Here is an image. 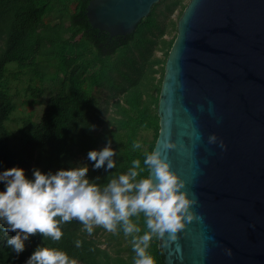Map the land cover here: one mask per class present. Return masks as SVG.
<instances>
[{
	"label": "trees",
	"instance_id": "1",
	"mask_svg": "<svg viewBox=\"0 0 264 264\" xmlns=\"http://www.w3.org/2000/svg\"><path fill=\"white\" fill-rule=\"evenodd\" d=\"M88 2L0 0V172L19 167L33 179L34 169L55 174L75 167L74 159L82 156L90 181L103 187L125 174L133 160L139 159L144 167L145 153L152 152L159 131L157 103L164 63L176 35L166 37L176 21L166 23L158 16L168 18L177 12L178 19L188 0L153 4L135 30L114 45L110 43L115 37L109 38L106 31L89 23L85 14ZM159 5L163 8L157 12ZM156 48L163 51L162 57L154 55ZM45 82L59 86L36 118L23 106L40 103ZM96 88L106 90L105 110L111 107L107 121L95 119L100 112ZM143 129L152 131L150 140L140 135ZM109 141L117 152L116 168L94 170L88 152L102 150ZM137 141L142 147L134 150ZM147 174L145 170L141 176ZM4 190L0 182V191ZM139 225L143 230V217ZM4 227L0 222V264H26L38 246L65 251L81 264H134L131 238L123 232L100 240L99 228L89 236L73 220L61 226L64 235L60 241L31 236L24 252L17 255L7 245L16 233L5 232ZM77 240L82 247L75 246ZM124 240L127 246H122ZM103 243L115 244V248L102 247ZM148 251L156 264H165L158 238Z\"/></svg>",
	"mask_w": 264,
	"mask_h": 264
},
{
	"label": "water",
	"instance_id": "2",
	"mask_svg": "<svg viewBox=\"0 0 264 264\" xmlns=\"http://www.w3.org/2000/svg\"><path fill=\"white\" fill-rule=\"evenodd\" d=\"M157 2L89 0L85 14L92 27L126 36ZM157 115L152 151L176 145L166 158L198 200L176 241L158 238L164 263L264 264V0H188Z\"/></svg>",
	"mask_w": 264,
	"mask_h": 264
},
{
	"label": "clouds",
	"instance_id": "3",
	"mask_svg": "<svg viewBox=\"0 0 264 264\" xmlns=\"http://www.w3.org/2000/svg\"><path fill=\"white\" fill-rule=\"evenodd\" d=\"M216 141L215 135L209 137L210 144ZM132 147L135 150L142 145L137 141ZM220 147L226 148L222 140ZM175 148V144L164 142L162 148L145 153L144 167L139 159L133 160L125 174L110 179L103 187L90 181L87 165L61 169L55 174L34 169L33 179L27 178L25 170L19 167L0 172V182L5 185V190L0 191V222L5 225V232L16 233L7 240V245L19 255L31 236L41 235L58 242L64 235L61 226L76 220L89 236L96 228L113 235L123 232L131 238L134 264H156L148 251L153 239L167 236L176 241L186 222L193 221L192 209L198 204L194 193L189 196L187 182L171 169L166 158V150ZM115 156L111 141L102 150L87 154L94 162V170L105 168V171L116 168ZM145 170L148 174L142 177ZM141 217L143 230L139 225ZM75 246L82 247V241L77 240ZM226 252L232 255L230 250ZM26 264L78 262L65 251L38 246Z\"/></svg>",
	"mask_w": 264,
	"mask_h": 264
},
{
	"label": "rangeland",
	"instance_id": "4",
	"mask_svg": "<svg viewBox=\"0 0 264 264\" xmlns=\"http://www.w3.org/2000/svg\"><path fill=\"white\" fill-rule=\"evenodd\" d=\"M159 2H160V0H159ZM159 2H157V3H159ZM162 8H163V6L159 5L157 7L156 11L158 12ZM176 13L177 12L172 13L168 18H164L163 15H159L158 19L159 20H164L166 23L169 22L170 19H173V20L177 21ZM46 19L47 20H52L51 17H47ZM175 33H176V27L170 25V27L167 30L166 37L169 38L172 35H174ZM153 53H154L155 56H158V57H162L163 56V51L158 49V48L154 49ZM112 57H114V55H112ZM58 86L59 85L57 83L45 82L44 83V94L41 97L40 103L23 106L24 110L26 112H29V113H34L36 118H38L41 115L42 111H43V108L45 106V103H46L47 99L49 98V96L51 94H53L56 91ZM94 95L99 99V104H100V112L98 113V117H95V119L100 118V119H104L105 121H107L108 116L111 114V107H110V105H108V111L105 110V107L107 106L106 105V101H105L106 90L102 89V88H96L94 90ZM19 108L21 109L22 106L19 105ZM96 127H98V126H96ZM140 135L144 139L150 140L152 138V131L151 130H147V129H143V130L140 131ZM74 165H75V167L84 166V165H86V160L84 159V157L78 156V157H76L74 159ZM109 234H110L109 232L105 231L102 228H99V231H98V234H97V238H99L100 240H104L106 237H109ZM127 245H128L127 241L124 240V242L122 243V246H127ZM101 246L102 247H107L110 250L115 248V244L107 245L106 243H103V244H101ZM124 253H126V251H124ZM78 264H81V263L78 262Z\"/></svg>",
	"mask_w": 264,
	"mask_h": 264
},
{
	"label": "flooded vegetation",
	"instance_id": "5",
	"mask_svg": "<svg viewBox=\"0 0 264 264\" xmlns=\"http://www.w3.org/2000/svg\"><path fill=\"white\" fill-rule=\"evenodd\" d=\"M111 37H115L113 40H112V42L110 43L111 45H114L115 44V42H120L121 41V39H123L125 36H123V38L121 37V36H109V38H111Z\"/></svg>",
	"mask_w": 264,
	"mask_h": 264
}]
</instances>
